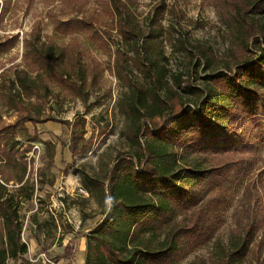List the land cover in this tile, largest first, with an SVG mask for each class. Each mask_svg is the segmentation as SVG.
Segmentation results:
<instances>
[{"label": "rangeland", "instance_id": "obj_1", "mask_svg": "<svg viewBox=\"0 0 264 264\" xmlns=\"http://www.w3.org/2000/svg\"><path fill=\"white\" fill-rule=\"evenodd\" d=\"M117 4L118 9L112 0H0V126L14 124L19 114L31 110L51 119L27 122L0 139V146L13 154H0V185L6 188L5 197L11 194L19 202L21 240L28 250L33 245V254L48 252L60 260L64 247L75 239L73 264H85L88 237L110 206L109 171L122 155L138 152L125 111L138 96L142 102L150 100L145 90L154 87L155 65L171 92H177L183 80L202 90L208 74L231 75L264 48V39L252 46L253 39H241L226 24L223 0ZM74 20L88 22L90 28L60 27ZM260 25L264 33V16ZM206 50L212 54L209 64L202 60L197 65L199 52ZM56 55L60 57L54 61ZM19 78L28 84L21 86ZM155 89L166 99L164 86L151 91ZM136 107L141 122L160 124L163 116L150 118L155 113H146L138 103ZM78 117L85 120L84 151L72 156L71 130L59 121ZM256 135L263 145L253 152L256 161L249 170L232 173L228 183L205 191L199 206L175 211L167 224L140 233L129 246L152 247L165 240L171 227L190 226L198 209H211L205 223L211 227L208 240L184 258L164 264H224L226 252L253 222L259 229L238 264H264L263 116ZM248 154H192L190 160L221 165Z\"/></svg>", "mask_w": 264, "mask_h": 264}, {"label": "trees", "instance_id": "obj_2", "mask_svg": "<svg viewBox=\"0 0 264 264\" xmlns=\"http://www.w3.org/2000/svg\"><path fill=\"white\" fill-rule=\"evenodd\" d=\"M223 2L226 24H231L241 39L247 42L253 39L252 46H256L258 38L264 39L260 25L264 16V0ZM112 3L118 9L117 0H112ZM60 27L85 30L90 28V24L74 20L63 22ZM59 57L56 55L53 60ZM211 57L208 50L199 52L197 65L202 60L209 64ZM151 61L150 64L153 63ZM154 67L157 74L153 78L154 87L164 86L166 99L157 95L156 89L151 91L153 87L145 90V95H151L149 101L142 102L143 96H138L125 111L130 116L131 140L137 145L138 152L122 155L109 171L110 206L88 237L85 264H164L184 258L211 235V227L205 226L211 209H198L190 226L171 227L165 240L152 247L144 244L140 249L130 247L129 243L140 233L167 224L175 211L199 206L204 192L218 184L228 183V176L232 173L236 176L249 170L256 161L257 149L263 145L256 132L260 117H264V48H260L258 57L241 63L231 75L208 74L203 78L202 90L183 80L177 85L179 90L171 92L168 81H164L165 75L161 76L159 68ZM19 81L21 86L28 84L26 78H19ZM74 91L81 94L80 90ZM137 103L146 113H155L150 114V118L163 116L160 124L148 126L141 122ZM49 120L40 118L33 110L25 111L19 114L14 124L0 126V139L13 135L27 122L36 125ZM59 123L71 130V155L82 154L85 120L78 117ZM140 139H143L142 143ZM236 151L250 154L221 165H204L200 163L202 161L190 160L192 154L227 156ZM4 153L13 156L11 149L0 146V154ZM0 189V264H6L8 260L30 264L24 259L28 246L20 236L19 202L11 194L4 196V185H0ZM19 189L21 187L14 190L16 195ZM88 192L90 195L93 193L91 189ZM101 194L105 199L102 186ZM26 197L30 195L26 194ZM258 229V222L246 227L244 234L226 252L224 264H238L246 256ZM75 243V239H71L64 247L63 257L69 264L74 261L72 248Z\"/></svg>", "mask_w": 264, "mask_h": 264}, {"label": "built area", "instance_id": "obj_3", "mask_svg": "<svg viewBox=\"0 0 264 264\" xmlns=\"http://www.w3.org/2000/svg\"><path fill=\"white\" fill-rule=\"evenodd\" d=\"M83 193H85L83 191ZM30 264H61L60 260H55L48 252H38L33 254L27 260Z\"/></svg>", "mask_w": 264, "mask_h": 264}, {"label": "crops", "instance_id": "obj_4", "mask_svg": "<svg viewBox=\"0 0 264 264\" xmlns=\"http://www.w3.org/2000/svg\"><path fill=\"white\" fill-rule=\"evenodd\" d=\"M32 251H33V245H31V248H29L27 253L24 255L25 260H28V258L33 254ZM60 260H61V264H63V261H65L66 259L64 257H60ZM17 263L19 264V262H17Z\"/></svg>", "mask_w": 264, "mask_h": 264}]
</instances>
